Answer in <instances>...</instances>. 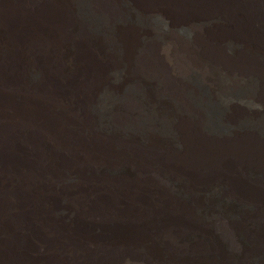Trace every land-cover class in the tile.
<instances>
[{
  "label": "bare ground",
  "instance_id": "obj_1",
  "mask_svg": "<svg viewBox=\"0 0 264 264\" xmlns=\"http://www.w3.org/2000/svg\"><path fill=\"white\" fill-rule=\"evenodd\" d=\"M125 1L156 25L130 28L119 56L66 0H0V264H264V134L250 101L264 107V0ZM89 8L126 15L120 0ZM247 231L243 261L229 245Z\"/></svg>",
  "mask_w": 264,
  "mask_h": 264
},
{
  "label": "rangeland",
  "instance_id": "obj_2",
  "mask_svg": "<svg viewBox=\"0 0 264 264\" xmlns=\"http://www.w3.org/2000/svg\"><path fill=\"white\" fill-rule=\"evenodd\" d=\"M66 1L68 2V4L72 5L75 13L78 15V17L81 19V21L85 20L86 23L91 25L94 36L97 38V40H95L96 44H100L103 46L105 45V46H108L110 48H115L114 51L117 52L118 54H119V51H122V52L124 51L122 49V48H124L123 46L127 47V46H129L130 41L131 40L133 41V37L129 33L130 28L142 30L143 28H145L148 25H156V22L154 20H146V21L142 20L137 14H135V12H133L131 6L125 0H120V1L122 2V5L125 9L126 15L124 17H122L121 20L120 19H118V20H116V19L112 20L111 19L110 23L108 22L109 20L104 15H101L102 13H95V12L90 11L89 3L91 0H66ZM92 7H93V4H92ZM188 28H191L193 30H190V29L184 30V31H180V33L187 35L189 38L194 37V31H195L194 27H188ZM118 31H120L119 39H121V45L122 46L118 45V43H116V39L113 40L112 38H110L111 34L114 35ZM101 37H103L105 40H106V37H109V39H107L106 40L107 42H105V41L99 40ZM119 56H120V54H119ZM118 78H119V76H116L115 80L117 81ZM256 79L257 78H255V79L249 78L248 81L245 82L247 84L246 89H250L249 86L251 84L253 85V82L258 81ZM205 81H206L205 75L199 70H195L194 73H192V75L190 77V82L194 84V88L196 90H198V95L200 94L199 95L200 97H202L203 94H205V93L208 94L207 93L208 92L207 87L204 83ZM125 84H127V83H125ZM209 84H210V85H208L209 87H213L215 85V83H214V85L212 83H209ZM156 86H157V83L150 82L146 86L145 90H143V91L140 90V92H138V95H136V96H137V99L141 101V103L139 102V104L143 105L145 100L155 99V98H153V96H154L153 93H151L152 92L151 88H153V87L156 88ZM143 87H144V85H142V88ZM160 89L162 91H160V94L157 95V96H159V99H157L159 109L162 111H169L170 109H174V107L170 104V101H172V100L168 97V95H165V93H164V91L166 90L165 87H162ZM228 91L222 92V95L224 96L223 98H227V97H231V96L238 97L243 92L241 89H238V88H234L229 93H228ZM122 94L125 97L124 92ZM106 98L113 99V96H109V97L106 96ZM250 98H251L250 101L254 102V103L250 102L251 106L253 104L254 108L258 109V110L255 109V111H253V112L256 113V117L258 118L259 127L261 128L260 131L264 134V107H260V105H257L255 103V96H252ZM129 103H130V97H127L124 100V104L121 107L122 111H125L126 106ZM212 103H215V102H212ZM121 109L119 111H121ZM149 114H151V112L145 113L144 115H149ZM95 115L99 120H101V121L105 120V118H104L105 111L103 110L102 106L100 107V109L97 107ZM168 129L171 130L170 129V121L166 125H157V132L159 134H166V135L168 134V136H170L171 131L169 132ZM132 134H134L135 136L136 135L138 136V133H136L135 131L132 132ZM252 183H254V182H252ZM216 189L217 190H216L215 194H213V198H210L214 205L219 204L217 199H220L221 197H224L226 195V188L222 183L217 184ZM208 190L209 189L206 188L204 194H206L208 192ZM214 198H217V199H214ZM226 201L229 205L232 203L228 198L226 199ZM223 223H224V226L221 227V225ZM250 225H251V227H253L252 222H250ZM212 227L215 229L214 234L216 235V237L218 239L224 240L225 242L228 240L227 238L230 235H229L228 230H227L229 228V226H228V221H226V219H224L222 217L215 218V222L212 225ZM249 234H251V235H249ZM247 237H249V238H247ZM253 237H254L253 234L250 231H247L246 236L239 238L240 240H237V243H236V241H234L236 244L234 243L233 246L229 245L230 247L232 246L231 248L228 246L229 252L239 256L240 260H242L244 257L243 261L247 260L246 259L247 256L253 257V255H251L252 253L247 248L248 242H251L250 240H252ZM245 245H247V246L245 247ZM243 248H245V249H243ZM245 250H247L248 252H246ZM248 253H250V254H248ZM245 254H247V255H245ZM140 263H143V261L137 260L135 262V264H140Z\"/></svg>",
  "mask_w": 264,
  "mask_h": 264
}]
</instances>
